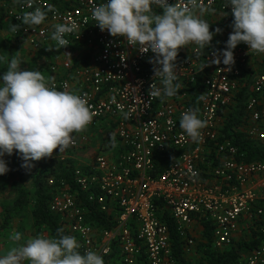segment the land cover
I'll return each mask as SVG.
<instances>
[{
	"label": "built area",
	"instance_id": "built-area-1",
	"mask_svg": "<svg viewBox=\"0 0 264 264\" xmlns=\"http://www.w3.org/2000/svg\"><path fill=\"white\" fill-rule=\"evenodd\" d=\"M102 2L34 0V7L52 9L46 22L34 27L23 25L19 18L33 9L16 2L7 11L10 22L18 25L16 31L26 35L34 50L62 51L47 65L56 75L50 82L59 90L67 87L86 95L96 112L86 129L112 122L108 129L112 139L100 147L91 163L76 167L74 188L63 179L56 183L55 176L49 178L50 209L59 215L63 229L77 238L79 250L101 253L105 264H181L174 253L168 218L176 222L184 255L193 253L198 234L209 221L214 249L235 246L238 250L239 257L231 264H264V158L244 160L234 141L235 132H244L264 144V72H259L264 53L241 43L229 67L213 63L226 40L213 39L202 50L195 44L182 47L176 61L179 93L151 99L154 54L141 53L125 37L101 31L91 9ZM204 3L210 8L204 19L218 17L221 22L232 16L226 0ZM65 20L74 22L77 29L66 35L68 46L57 48L51 25ZM251 72L256 74L242 125L227 137L223 133L226 117ZM195 89L199 90L196 101ZM196 108L207 121L199 143L180 127L182 114ZM125 112L131 113L128 119ZM74 140L63 153L55 150L56 157L74 158L73 153L88 145L91 135L84 130ZM166 153L175 156L157 172L159 156ZM204 164L209 167L205 173ZM92 211L102 213L108 226L94 223ZM241 239L255 240L256 245L238 244Z\"/></svg>",
	"mask_w": 264,
	"mask_h": 264
},
{
	"label": "clouds",
	"instance_id": "clouds-1",
	"mask_svg": "<svg viewBox=\"0 0 264 264\" xmlns=\"http://www.w3.org/2000/svg\"><path fill=\"white\" fill-rule=\"evenodd\" d=\"M16 2L33 9L19 17L29 27L44 24L52 10L34 7V0ZM228 6L234 18L232 32L213 63L230 67L235 63L234 49L241 43L251 51L264 53V0H226ZM156 8L161 11L158 13ZM208 11L204 0H176L175 4L169 0H103L91 9V18L101 31L125 37L141 53L154 54L150 63L155 79L149 96L164 99L176 96L181 88L176 63L179 50L191 44L201 50L208 48L214 36L222 32L219 27L210 31V23L203 18ZM51 28L56 47L65 48L69 45L66 35L73 33L77 25L65 20ZM0 63H7V70L0 74V175H5L10 171L5 155L18 152L23 167H34L33 161L51 157L57 149L63 153L72 146L75 134L86 130L96 112L86 95L67 87L59 90L41 71L22 69L17 57L7 60L0 55ZM198 112V108L188 109L180 118V127L196 143L202 140V129L207 125ZM123 116L128 119L131 113ZM10 238L14 242L23 239L17 231ZM80 248L77 238L64 234L61 228L55 237L41 233L19 243L0 256V264H105L101 253H82Z\"/></svg>",
	"mask_w": 264,
	"mask_h": 264
},
{
	"label": "trees",
	"instance_id": "trees-1",
	"mask_svg": "<svg viewBox=\"0 0 264 264\" xmlns=\"http://www.w3.org/2000/svg\"><path fill=\"white\" fill-rule=\"evenodd\" d=\"M14 5V4H13ZM12 5V6H13ZM233 16L223 17L221 19L222 25L226 23L232 24ZM15 30H13V26ZM10 28L13 32L16 33L18 38H25L24 33L16 31L18 25L16 23H11ZM207 49V48H206ZM62 54L61 50L46 51L48 60L54 61L56 57ZM22 69L28 70H41L42 67L39 64L28 66L26 63H22L20 66ZM6 69L0 68V74L4 73ZM259 72H264V63L263 67L259 69ZM255 73L251 72V79L246 86L243 87L242 91L238 94L236 101L234 103L233 111H229L225 126L223 129L224 135L231 137L235 132V126L242 125V117L246 113V104L249 96L251 95L250 85ZM200 84V79L197 85ZM199 90L195 89L192 94L197 99ZM235 144L239 147V153L244 154L242 157L246 161H252L255 159L264 158V144L261 142L249 139L244 132H235ZM174 154H164L159 156V161L157 163V172L162 171L170 161L173 160ZM218 160V159H217ZM10 171L2 175L4 179L8 182H12L14 189L16 191L15 199L6 206L5 216L1 229H5L10 226L11 219L20 214L28 204H32L31 213L33 216V224L39 230H48L51 237L57 235L58 229H63L62 224L59 219V215L54 213L49 207V201L52 196V189L48 185V180L51 176H55L59 183L62 179L65 180L71 188L75 187L74 173L75 169L78 166L75 158H69L66 161H62L57 157H53L49 160L42 161H33L32 164L34 167L25 168L22 165L24 161L22 160L20 154L17 156L16 160L13 162L7 163ZM215 165V162H213ZM85 165H83L84 167ZM204 172L209 169L207 164L202 166ZM26 176H29L32 179L34 184V198L31 200L29 191L27 190L24 179ZM90 219L98 224L104 225L106 223L105 217L102 213L92 211ZM209 222V221H208ZM206 222L204 229V242H200L197 247V252L199 257L192 262V260L184 255L182 249V240L177 232L176 222L168 218V225L172 234L173 244H174V253L177 258L180 260L181 264H231L233 261L237 260L239 257L238 250L234 247H228L224 250H215L213 247L212 239V226L210 223ZM64 230V234L72 235L68 231ZM245 242V245L250 248L253 245H256V241ZM241 243V242H240Z\"/></svg>",
	"mask_w": 264,
	"mask_h": 264
},
{
	"label": "rangeland",
	"instance_id": "rangeland-1",
	"mask_svg": "<svg viewBox=\"0 0 264 264\" xmlns=\"http://www.w3.org/2000/svg\"><path fill=\"white\" fill-rule=\"evenodd\" d=\"M14 0H0V55L7 58V60H11L13 56L17 57L21 60L22 63H26L28 66H32L35 64L41 65L42 69L40 70L43 75L49 76L47 65L49 64L50 60L43 50H34L32 46L28 43L25 38H18L16 33L10 28L11 22L7 18V11L13 5ZM210 23V31H214L215 28L219 27L222 29V33L217 34L214 36V40H228L229 34L232 32V28L230 27L231 24L222 25L218 17H210L205 18ZM222 35V37H221ZM21 66V65H20ZM0 68L7 70V63H0ZM109 127L105 123L100 128L96 129H86L87 134L91 135V140L89 141L88 145L79 149L78 151L74 152V158L77 161L78 166H83L91 163L95 155L98 154L100 147L107 143L113 135L108 132ZM97 133H99L97 135ZM96 135L98 145L94 146L90 143L95 138ZM96 140V139H95ZM19 155L18 152L13 153L12 155H5L4 159L7 163L13 162L16 160L17 156ZM56 152L54 151L51 157H46L41 159L42 160H49L53 157H56ZM82 161H81V160ZM25 186L29 191L31 200L34 198V184L32 179L29 176H26L24 179ZM51 189V188H50ZM16 197V191L14 189V185L12 182H8L4 179L2 175H0V224L3 223L6 206L11 203ZM32 204H28L24 210L15 215L10 222V226L1 229L0 228V242L6 244L5 249L9 251L13 247H17L19 243H25L27 239L32 238L31 233L32 231L37 230L33 224V216L31 213ZM34 229V230H33ZM13 231L20 232L24 235L23 239L20 242H14L11 240V233ZM33 234V233H32ZM199 257V253H192L189 257L192 262L195 261Z\"/></svg>",
	"mask_w": 264,
	"mask_h": 264
},
{
	"label": "crops",
	"instance_id": "crops-1",
	"mask_svg": "<svg viewBox=\"0 0 264 264\" xmlns=\"http://www.w3.org/2000/svg\"><path fill=\"white\" fill-rule=\"evenodd\" d=\"M14 3L13 4H15L16 3V0H14L13 1ZM8 18V17H7ZM9 20V19H8ZM10 21V20H9ZM220 24H221V22H220ZM43 51H45V53H46V50L44 49ZM47 70H48V68H47ZM48 74H49V76L47 77V76H45V78H46V80H51L52 78H54L56 75L54 74V73H51L49 70H48ZM195 99V101H196V98H194ZM107 124V127L109 126V128H110V126H112V122L110 123V122H106V121H102L101 123H100V127H102V125H104V124ZM110 123V124H109ZM100 127H98V128H100ZM113 128V127H112ZM111 128V129H112ZM111 129L109 130V131H111ZM99 133H97V135H98ZM95 135V134H94ZM95 138L91 141L92 143H90V144H92L93 146H94V142H95V145H98L97 144V142H98V139H97V137H96V135L94 136ZM96 139V140H95ZM81 160V159H80ZM82 161V160H81ZM2 224H0V226H1ZM204 229H205V225H204ZM204 229L201 231V232H199V234H198V237H197V243H196V247L193 249V253H196L195 251H197V247H198V244L200 243V242H204L205 241V238H204ZM34 230V229H33ZM33 233V234H32ZM32 233H31V237H34V236H37V235H39V234H41V233H44V234H47L48 236H50V233H49V231L48 230H39V229H37V230H35V231H32ZM22 237H24V235H22ZM51 237V236H50ZM213 239V238H212ZM240 242L242 243V242H244V240L243 239H241L240 241H238V244H240ZM26 243V242H25ZM5 246H6V244H3V243H1L0 242V256H5V255H7V253H8V251L5 249ZM235 247V246H234ZM191 252V251H190ZM187 257H190L191 256V253H189V254H185Z\"/></svg>",
	"mask_w": 264,
	"mask_h": 264
}]
</instances>
